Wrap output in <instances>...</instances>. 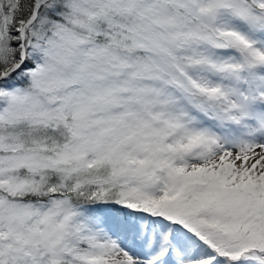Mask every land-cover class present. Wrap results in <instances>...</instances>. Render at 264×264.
Returning <instances> with one entry per match:
<instances>
[{"label": "snow or ice", "instance_id": "snow-or-ice-1", "mask_svg": "<svg viewBox=\"0 0 264 264\" xmlns=\"http://www.w3.org/2000/svg\"><path fill=\"white\" fill-rule=\"evenodd\" d=\"M0 264H264V0H0Z\"/></svg>", "mask_w": 264, "mask_h": 264}]
</instances>
